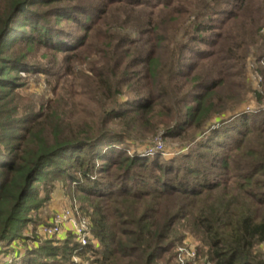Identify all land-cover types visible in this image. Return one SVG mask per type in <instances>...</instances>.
Returning <instances> with one entry per match:
<instances>
[{
  "label": "trees",
  "instance_id": "1",
  "mask_svg": "<svg viewBox=\"0 0 264 264\" xmlns=\"http://www.w3.org/2000/svg\"><path fill=\"white\" fill-rule=\"evenodd\" d=\"M263 20L264 0H0L4 252L24 239L60 179L80 194L78 210L97 246L80 248L70 234L44 239L17 261L14 254L18 264H74V254L89 264H176L187 234L199 242L189 264H264V111L224 121L197 141L216 107L229 104L215 90L244 80L250 56L264 60ZM183 24L164 66L166 36ZM233 28L242 42L233 43ZM35 50L52 59L50 67L32 60ZM71 62L86 64L81 78L106 104L94 133L90 125L73 132L60 108L72 100L68 93L59 99ZM164 70L166 82H157ZM39 72L55 98L37 107L22 92V74ZM159 126L188 143V152L166 161L118 147Z\"/></svg>",
  "mask_w": 264,
  "mask_h": 264
},
{
  "label": "rangeland",
  "instance_id": "2",
  "mask_svg": "<svg viewBox=\"0 0 264 264\" xmlns=\"http://www.w3.org/2000/svg\"><path fill=\"white\" fill-rule=\"evenodd\" d=\"M67 25L68 27H73L70 24H67V22H58V26L67 28ZM185 25H181L176 30L173 28L168 32L166 37L167 39L171 40V47L165 45L160 52L162 56V64L164 66L168 63V57L172 51L171 49L173 47L174 40H177L178 42L181 38H183ZM260 25L261 28L259 30V35L264 37V20ZM245 30L246 29H244V31ZM238 32L239 31L233 28L232 35L235 38L233 43L242 42L243 40L242 33ZM19 52H24V49L22 48V50ZM31 57L36 63H42L41 65L43 67H50V61H52V59H46L42 50H35V53ZM187 58L189 61L192 60L191 56ZM58 62L60 67L66 65L62 57H58ZM70 64V72H68L71 73L72 76H68V80L66 78V82L68 83H66V89L64 92H62V98L59 99H67L68 93L70 95V99L72 100L68 103L63 102L60 105V108H63V111L68 113L67 118H69V120L67 121V124L69 125L70 123L73 132H83L86 130V127L90 125L89 133H94L100 127L99 124L103 107L106 104L102 101V99L101 101L97 102L99 99H97L95 95L88 90L87 80L81 78L88 73V67L86 64H72V62ZM205 68L206 67H204V69ZM165 71L166 70H164L163 74H161L157 82H166L167 79H165ZM22 80L25 85H27L24 91H22L23 94L32 97L33 101L37 103V107L42 106V104H45L48 100H53L55 98L49 86L46 84L47 78L42 73L39 72L34 76L22 74ZM134 85V89H139L142 87L143 83L139 82L135 83ZM223 86L224 87H219L215 90V96L223 97V99H225V101H227L229 104L223 109H218V107H216L217 109H215V111L217 112H215V114L210 117L207 123L209 131H207L204 135L199 136L197 141L203 138L205 140V137L210 134L209 132L211 130L219 129L224 121L232 120L240 114H258L264 111V60L257 61L256 58L250 56L247 59L245 79H232L230 84H224ZM128 98L129 97L124 96L123 99L119 100V102H124ZM238 100L242 101L238 102ZM91 121H93L95 125H92ZM120 127L121 126H109L108 129L112 130L114 133H120L122 132V128ZM165 133V128L163 126H159L155 134L144 135L143 132H140L137 136L138 138H141L140 140L136 139L137 141L134 142L133 138H131L121 142L120 144L118 143V147L127 150L128 154L132 157L134 156V152L137 150L143 149L146 146H151L158 142L162 144L163 151L158 152L153 156L158 155L166 161H169L178 155H184L188 152L189 148L191 147L188 143L167 138ZM246 145H248V142ZM52 187L53 191L51 193L50 201L42 209H40L38 213H35L32 216L34 223L29 224L22 232L24 239L21 238L19 240H14L11 243L10 249L6 253L4 252L5 247L0 245V264H18V262H15L14 260H19L21 256H16L13 260V257L15 256V248L12 246V244L17 245L18 251L21 250L23 252L22 255H24V251H26V249H31L33 248L34 244L43 242L44 238L40 233V227L48 223L54 214L72 204H75L77 208L80 207V194L75 192L73 188L74 186L72 183H70V181L63 182L60 179H57L52 183ZM55 206L57 207L58 211L53 214L52 212ZM87 218L89 219V217ZM60 239L61 241L64 240L65 236ZM185 240L192 241L191 247L192 249L195 248L194 250L197 256V246H199V242L190 234L186 235L183 241ZM54 241H57V243L60 242L56 238H54ZM181 247H184V245L182 244L177 248L176 251L181 249ZM260 250L262 253H264V244L260 246ZM76 259V262L78 263L88 262L87 260L82 259L80 256L76 257ZM72 262L74 263L73 260Z\"/></svg>",
  "mask_w": 264,
  "mask_h": 264
},
{
  "label": "built area",
  "instance_id": "3",
  "mask_svg": "<svg viewBox=\"0 0 264 264\" xmlns=\"http://www.w3.org/2000/svg\"><path fill=\"white\" fill-rule=\"evenodd\" d=\"M163 151L161 143H154L143 149L137 150L139 156H153ZM40 233L44 239H54L61 241L60 237L72 235L80 248L86 247L90 242L96 247L97 242L93 239L91 224L89 219L80 214L77 206L72 204L53 215L50 221L40 227ZM191 240L183 241L184 247L177 251L176 264H189L197 261L195 248L191 247ZM77 254L73 255L74 264H89L88 262H76Z\"/></svg>",
  "mask_w": 264,
  "mask_h": 264
},
{
  "label": "crops",
  "instance_id": "4",
  "mask_svg": "<svg viewBox=\"0 0 264 264\" xmlns=\"http://www.w3.org/2000/svg\"><path fill=\"white\" fill-rule=\"evenodd\" d=\"M64 205H65V204H64ZM65 206H66V205H65ZM65 206H64V207H65ZM62 208H63V207H62ZM57 211H58V209H57V207L55 206V208L53 209V212H52V213L54 214V213H56ZM62 236H63V235H62ZM62 236H61L60 238H63V237H64V236H63V237H62ZM12 246L15 248V253H14V254H15L16 256H18V257L22 256L23 252H22L21 250L18 251V246H17V245H13V244H12ZM16 248H17V250H16Z\"/></svg>",
  "mask_w": 264,
  "mask_h": 264
}]
</instances>
